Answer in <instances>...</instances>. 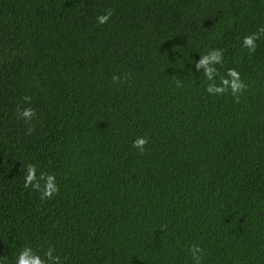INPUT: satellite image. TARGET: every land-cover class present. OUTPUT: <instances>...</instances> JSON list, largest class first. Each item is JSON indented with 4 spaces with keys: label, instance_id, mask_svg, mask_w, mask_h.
Returning a JSON list of instances; mask_svg holds the SVG:
<instances>
[{
    "label": "trees",
    "instance_id": "obj_1",
    "mask_svg": "<svg viewBox=\"0 0 264 264\" xmlns=\"http://www.w3.org/2000/svg\"><path fill=\"white\" fill-rule=\"evenodd\" d=\"M260 27L264 0H0L4 264L23 244L61 264H193L192 245L204 264H264V35L240 47ZM211 48L239 102L204 91ZM28 162L56 175L53 199L23 187Z\"/></svg>",
    "mask_w": 264,
    "mask_h": 264
},
{
    "label": "clouds",
    "instance_id": "obj_2",
    "mask_svg": "<svg viewBox=\"0 0 264 264\" xmlns=\"http://www.w3.org/2000/svg\"><path fill=\"white\" fill-rule=\"evenodd\" d=\"M113 14L111 10L103 12L96 17V23L98 25L107 24ZM262 35H264V27H260L257 31L244 35L240 41L241 49L247 50L249 55L255 53L259 46L258 41ZM224 63L225 50L223 48H211L207 52L200 54L198 61H194L195 69L197 71L203 70L204 91L206 94L209 96H221L230 91L232 97L239 102L240 96L247 90V85L236 68H227L226 72L221 75L217 66H223ZM112 80L119 82L121 77L113 75ZM176 87H183V83L177 80ZM24 103L30 105L31 97L25 96ZM17 115L25 124H29L36 117L37 112L31 106L18 107ZM147 144V137L138 136L133 140L132 147L138 152L143 153ZM22 167L23 187L35 190L38 193L40 201L51 200L59 194L60 186L55 174L39 170L37 164L32 162H28ZM189 251L191 252L193 264H204L205 255L202 247L192 245ZM3 257H0V264H4ZM9 264H61V258L55 254V248L51 245L41 255L30 244H23L12 256Z\"/></svg>",
    "mask_w": 264,
    "mask_h": 264
}]
</instances>
